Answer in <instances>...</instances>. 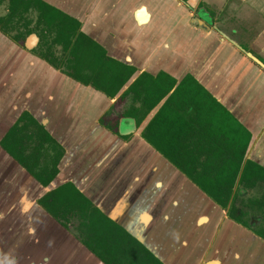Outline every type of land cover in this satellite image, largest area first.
<instances>
[{
    "label": "crops",
    "instance_id": "obj_1",
    "mask_svg": "<svg viewBox=\"0 0 264 264\" xmlns=\"http://www.w3.org/2000/svg\"><path fill=\"white\" fill-rule=\"evenodd\" d=\"M44 1L79 20L81 30L108 56L135 67L130 81L144 71L154 76L163 71L176 81L191 74L251 132L245 159L264 166V69L247 55L252 50L264 60V0ZM141 6L148 15L141 17L144 22L136 14ZM210 9L217 16L223 10L229 17L261 19L258 33L243 44L250 50ZM207 70L217 83L209 82ZM129 82L108 97L49 66L0 30V137L22 113L32 116L64 150L55 177L74 183L167 264H264V239L253 230L259 227L231 219L141 136L159 106L131 132H119L129 103V97L119 96ZM115 102L119 110L112 113ZM7 154L10 159L0 156V264H103L87 246L76 244L82 242L71 229L44 217L33 201L22 203L38 187L30 185L34 175ZM256 184L249 190L237 183L232 195L259 199L264 183ZM251 219L264 225L260 215Z\"/></svg>",
    "mask_w": 264,
    "mask_h": 264
},
{
    "label": "trees",
    "instance_id": "obj_2",
    "mask_svg": "<svg viewBox=\"0 0 264 264\" xmlns=\"http://www.w3.org/2000/svg\"><path fill=\"white\" fill-rule=\"evenodd\" d=\"M29 9L37 13L34 28H29L32 19L24 16ZM8 10L6 23L21 29L13 40H23L29 32L39 29L37 33L43 44L48 41L60 44L67 52L68 64L63 66L64 71L83 85L112 98L136 72L132 65L108 56L101 44L81 30L79 20L44 0H9ZM2 31L7 34V30ZM34 53L52 61L53 56L38 50ZM126 97L129 103L121 116L133 119L136 125L159 106L141 136L211 200L227 209L231 219L250 227L243 219L245 211L236 205L232 194L237 183L244 187L257 181L264 183V166L245 159L251 132L191 74L176 81L163 71L155 76L144 71L129 82L119 99ZM29 120L40 131L38 137L54 143L32 116ZM20 131L17 123L14 124L1 138L0 146L31 172L28 158L23 155ZM54 161L51 168L34 173V178L43 185L49 184L57 173V161ZM38 203L57 220L79 212L81 218L88 221L85 226L90 240L82 244L96 251L104 264H163L125 228L94 207L72 182L43 194ZM251 203L264 216V194ZM253 230L264 239V225Z\"/></svg>",
    "mask_w": 264,
    "mask_h": 264
},
{
    "label": "flooded vegetation",
    "instance_id": "obj_3",
    "mask_svg": "<svg viewBox=\"0 0 264 264\" xmlns=\"http://www.w3.org/2000/svg\"><path fill=\"white\" fill-rule=\"evenodd\" d=\"M5 1L7 3L5 11L0 13V30L3 33H4V31H2V29L3 30H7V34H5V33L4 34L7 37H9L12 41H14L13 40L14 36H16L18 34L19 30H21V29H19V28L17 29L18 26H15V25L12 26V25L6 23V19H4V18L6 16V14L9 12V10H8L9 0H0L1 4H3ZM210 10H211V12L213 14H215V10H212V9H210ZM24 16H26L27 18L32 19L31 23L29 24V28H34L35 27V20H36V17H37L36 11L33 10V9H29L28 12L24 14ZM207 26L208 25L206 24V27ZM41 27L42 26H40V28ZM208 28H209V26H208ZM37 32H39V29L36 30V31L34 29L31 32H29L23 38V40L20 39L18 42H16V41H14V42L16 44H18L19 46H21L22 48L28 50L31 53H33L34 50H38V52L41 51L42 53L46 54L49 57L53 56L52 61L48 60L49 61L48 62V61L43 59L44 62H46L47 64H49V66L55 68L56 70H59L60 72L66 74L65 71H64V67L63 66L68 64V58L66 56L67 52H64L63 47L60 44H52L50 41H48L46 45L43 44L41 42L40 36L38 35ZM32 35H35L37 39L32 37ZM238 38H239V36L237 35V39ZM29 40H30V43H29L30 44V48H27L26 45L28 44ZM238 42L241 44L243 49H245L247 51L250 50L248 46H245V47L243 46V44H244L243 41H239L238 40ZM47 46H48V48H47ZM41 47H42V49H40ZM47 49H49V52H47ZM250 51L256 57H258L262 62H264V60L262 58H260L258 56V54H256L252 50H250ZM34 55H35V53H34ZM55 64H58V67H55ZM117 103H118V101H117ZM117 103H115V105H113L112 108L109 111H111L112 113H115L116 110H119ZM107 115H105V116H107ZM28 116L31 117L28 113H25V112L22 113L18 117V120L15 122V124L17 123V126H18L19 130H21L18 133V136L21 137V140L23 142V147H24L23 148V155H24V157L28 158L27 165H29L31 167V170H32L31 173L34 175V173H39L43 169H46V167H48L47 169L51 168L52 167V162L54 160L57 161V163H56V167H57V165L60 162L61 156L63 155L64 150L61 147V145L49 134V132L41 124H39L37 122V124H39L45 130V132L48 133L51 136V138L54 139V143L51 142V141H43L42 137H38V135L40 136L41 133L38 130V128L29 120ZM102 120H104V118ZM102 120H101V122L104 123V121H102ZM37 148H40V149L38 150ZM36 156H37V159H36ZM57 172H58V168H57ZM256 183L257 182H255V184L250 186L248 189L252 190L257 185ZM74 186H75V184H74ZM258 196H260V194ZM247 200L250 201V202L253 201L251 199L249 200V197L247 198ZM235 203L239 207L238 202H237L236 199H235ZM79 215H80V213L75 211L73 215L67 217L66 219L59 218L58 220L61 222V224H63L68 229H71L70 228L71 225L69 223L72 220L79 221L78 223L81 226L80 231L82 230L84 235H82V234H79V235L75 234V235L77 236V238L79 240H81V242H85V243L86 242H90L89 237H88L87 227L85 226V223H87L88 221L87 220H83L82 218H80ZM201 220H203V219L200 218L199 221H201ZM249 220L251 221L252 219L250 218ZM114 222H116V221H114ZM117 224H119V223H117ZM94 253L97 255L96 251H94ZM208 264H215V262H211V263H208Z\"/></svg>",
    "mask_w": 264,
    "mask_h": 264
},
{
    "label": "rangeland",
    "instance_id": "obj_4",
    "mask_svg": "<svg viewBox=\"0 0 264 264\" xmlns=\"http://www.w3.org/2000/svg\"><path fill=\"white\" fill-rule=\"evenodd\" d=\"M6 6H7L6 1L3 4L0 3V13L5 11ZM215 12L216 13L214 15L217 16V11H215ZM223 12L224 11L222 10L221 14L217 16L216 20H218L222 16L221 19H219V23H230L231 26L234 27V29L237 30L236 36L237 35L240 36L237 40L243 41V43H248L249 40H251V38L255 34L258 33L257 32L258 31V27L259 26L261 27V19H259L258 16H254L252 18H249V20H247V18L243 19V18L237 17L236 15H233V17H229V15L227 13L224 14ZM201 14H203V17H204V15H206L207 12H201ZM225 17H227L226 20H225ZM204 18H205L206 21L209 20V22H210V19H208L207 15ZM258 56L261 58V55H258ZM207 64H208V62H207ZM207 64H206V66H207ZM206 66L202 67V69L205 70ZM206 76L211 78V81H209L210 83H212V82H216L217 83V81L213 80V78L215 77V74H214V72L212 70H207ZM212 87L214 89V86H212ZM106 120H108V118ZM113 120L115 121L116 119L109 120L110 124H112V125L115 124ZM134 126H135V121L133 119L123 118V119L120 120V123H119V132L120 133H124V134L125 133H129V132H131L133 130ZM247 197H248L247 195H241V196H239V198L237 200L239 207L241 209L245 210V212H246V214L244 215L245 219L253 218L256 215H260V216H262V218H264V216L261 214V212L257 208L256 209H250V208L247 207L248 206L247 205V202H248ZM79 216L81 218V215H79ZM78 222L79 221L72 220L69 223L71 225V227H70L71 231L74 234H77V235H79V234L84 235L83 231L82 230L80 231L81 226H80V224ZM248 223L252 224V225L255 224L254 227H260L263 224V221H259V223L256 224L255 221H250L249 220Z\"/></svg>",
    "mask_w": 264,
    "mask_h": 264
},
{
    "label": "water",
    "instance_id": "obj_5",
    "mask_svg": "<svg viewBox=\"0 0 264 264\" xmlns=\"http://www.w3.org/2000/svg\"><path fill=\"white\" fill-rule=\"evenodd\" d=\"M139 9H144V7L143 6H141ZM198 20V24H200L201 26L202 25H204V23H203V21L201 20V19H197ZM32 37H34L35 39H37L36 38V36L35 35H32ZM30 40H29V42H28V44L26 45V47L27 48H30ZM247 55L249 56V57H251L260 67H262L263 69H264V63L258 58V57H256L255 55H253L251 52H247ZM2 123H5V122H2ZM6 131V130H5ZM5 133V132H4ZM2 134V136L1 137H3L4 136V134H3V132L1 133ZM1 137H0V139H1ZM0 156L2 157V158H6V159H10V157L8 156V154H7V152L5 151V150H3L1 147H0ZM11 162L14 164V165H16V162L15 161H13L12 159H11ZM17 166V165H16ZM18 167V166H17ZM20 170H23L21 167H18ZM30 181V185L31 186H35L38 190H37V192L35 193V196H33V197H30V196H28L25 200L24 199H22V203L24 204V203H26V202H28V203H30V201L32 202L33 201V207L35 208V209H38V210H40V211H42L43 212V215H44V217H47V218H49V219H51V220H53L54 219V217L53 216H51L41 205H39V204H37L36 203V201L35 200H37L38 199V197L40 198L43 194H45V193H47V192H49L50 190H52L53 188H55V187H57L58 185H60V184H63V183H65L62 179H57V177H54V179L49 183V184H47L46 186H43V185H41L40 183H38L37 181H36V179L34 178V177H31V176H29V178H28ZM28 182V183H29ZM77 187V186H76ZM78 188V187H77ZM79 189V188H78ZM80 190V189H79ZM81 191V190H80ZM82 192V191H81ZM84 196H85V194L84 193H82ZM37 198V199H36ZM26 201V202H25ZM8 205H9V202L7 203ZM22 204V205H23ZM7 205V206H8ZM117 222V221H116ZM118 223V222H117ZM198 223H199V221H198ZM60 225V224H59ZM121 225V224H120ZM61 226V225H60ZM123 226V225H122ZM123 228H125L130 234H132V232H130L125 226H123ZM133 236H134V234H132ZM135 238H136V236H134ZM137 240H139L138 238H136ZM140 241V240H139ZM76 242V244L80 247V248H84V246H83V244H81L79 241H75ZM141 242V241H140ZM142 243V242H141ZM145 245V244H144ZM147 247V246H146ZM148 248V247H147ZM149 249V248H148ZM151 250V249H150ZM152 251V250H151ZM88 252V251H87ZM153 252V251H152ZM153 254L159 259V260H161L159 257H158V255H157V253L156 252H153ZM49 260H52L51 258L50 259H47V261H46V263L49 261ZM53 261V260H52ZM52 261H50L49 263H47V264H50V263H52ZM161 262L163 263V264H167V263H165V262H163L162 260H161ZM104 264V263H103Z\"/></svg>",
    "mask_w": 264,
    "mask_h": 264
},
{
    "label": "bare ground",
    "instance_id": "obj_6",
    "mask_svg": "<svg viewBox=\"0 0 264 264\" xmlns=\"http://www.w3.org/2000/svg\"><path fill=\"white\" fill-rule=\"evenodd\" d=\"M136 14H137V19L140 21V22H144V21H142V19H141V17L143 16V15H145V17H146V15H147V13L145 12V10L144 9H138L137 11H136ZM148 16V15H147ZM203 220H206V219H204V218H202ZM201 222V221H200ZM203 222V221H202Z\"/></svg>",
    "mask_w": 264,
    "mask_h": 264
}]
</instances>
